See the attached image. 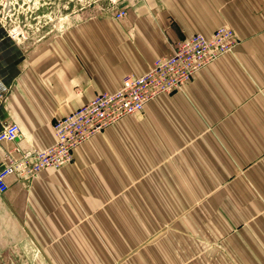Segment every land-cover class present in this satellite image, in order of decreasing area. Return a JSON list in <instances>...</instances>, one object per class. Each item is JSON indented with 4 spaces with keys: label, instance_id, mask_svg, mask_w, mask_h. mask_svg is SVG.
Returning a JSON list of instances; mask_svg holds the SVG:
<instances>
[{
    "label": "crops",
    "instance_id": "0c3cea01",
    "mask_svg": "<svg viewBox=\"0 0 264 264\" xmlns=\"http://www.w3.org/2000/svg\"><path fill=\"white\" fill-rule=\"evenodd\" d=\"M223 25L236 47L180 90L92 135L59 169L7 177L0 249L29 237L68 264H197L207 255L196 247L141 234L183 214L185 199L208 198L207 221L188 225L219 241L209 264H264V0H134L119 20L86 17L33 41L0 27V130L20 129L0 141V168L54 143V119L144 73L179 39Z\"/></svg>",
    "mask_w": 264,
    "mask_h": 264
},
{
    "label": "built area",
    "instance_id": "2783aa9c",
    "mask_svg": "<svg viewBox=\"0 0 264 264\" xmlns=\"http://www.w3.org/2000/svg\"><path fill=\"white\" fill-rule=\"evenodd\" d=\"M116 15L121 18L125 11L119 10ZM238 41L234 30L225 25L216 28L210 36L193 33L179 39L168 54L154 59L144 73L126 74L115 90L96 93L87 103L54 119V143L40 150L23 151L2 166L0 192L7 189L9 175L29 178L46 167L59 169L67 164L73 158L74 149L92 135L127 115L142 111L152 98L180 90L202 67L231 53ZM5 91L4 86L0 87V96ZM19 136L16 123H8L0 130V141H15Z\"/></svg>",
    "mask_w": 264,
    "mask_h": 264
},
{
    "label": "rangeland",
    "instance_id": "374dc122",
    "mask_svg": "<svg viewBox=\"0 0 264 264\" xmlns=\"http://www.w3.org/2000/svg\"><path fill=\"white\" fill-rule=\"evenodd\" d=\"M133 2L134 0H0V27L15 38L33 41L42 35L64 28L74 20L86 17L101 16L119 20L120 18L116 15L117 11L126 12ZM185 200H190L192 205L186 207L183 214H166L162 220L158 219L160 220L158 223L154 220V228L142 231L141 237L148 239L147 243L160 238H169L176 244L179 239L186 244L184 246L190 253L194 246L197 249L196 255H207L205 260H200L197 264H209V251L217 248L218 253L221 252L219 241L216 247L214 244L209 245L210 240L205 235L208 230L193 229L191 225H188L197 218H200L201 222L207 221L209 199ZM217 200L223 201L224 199ZM141 217L143 216L137 215L139 223L142 221ZM179 223H186L185 229ZM108 232L112 233V231ZM92 237L96 236L92 235ZM143 248L144 245L136 247L138 251ZM47 249L49 247L38 246L32 238L24 237L0 249V264H68L64 261H50ZM61 250L64 249H60V254L64 253ZM59 255L58 258H64V255ZM85 264L104 263L88 261Z\"/></svg>",
    "mask_w": 264,
    "mask_h": 264
}]
</instances>
